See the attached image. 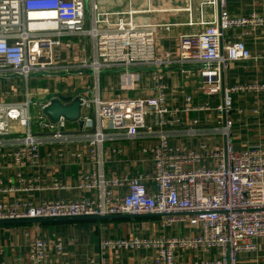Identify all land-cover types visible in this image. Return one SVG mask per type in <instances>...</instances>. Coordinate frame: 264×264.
<instances>
[{"label": "built area", "instance_id": "1", "mask_svg": "<svg viewBox=\"0 0 264 264\" xmlns=\"http://www.w3.org/2000/svg\"><path fill=\"white\" fill-rule=\"evenodd\" d=\"M129 0L126 10L103 9L100 0H0V74H18L26 79L36 74L61 70L92 71L91 89H83V130L88 141L92 169L80 188L93 191L92 198L0 202V220L76 218L110 215H165L167 224L187 221L197 229L196 235L164 238L139 237L102 241L107 249L136 250L157 248L151 264H176L178 246L204 247L221 251L214 264H253L241 254L258 250L264 240V145L238 149L232 139L233 121L225 119L221 131L226 144L219 150L195 151L171 142L167 127L175 110L165 102L163 82L156 83L157 94L146 98H104L99 75L104 70H122L134 76L140 68L173 65H201L202 88L208 95L222 93L215 106L220 113L232 109L233 95L238 92L264 94V82L249 85H226L224 72L230 63L251 59L252 53L241 34L230 32L251 25L264 26V16H233L227 0H199V19H193V0L175 11L189 13V26L201 29L180 35L179 51L158 54L157 34L167 23H153L141 18L145 13L166 11L152 6H136ZM140 1V0H138ZM207 8L213 20L205 19ZM38 14H47L40 18ZM78 35L90 40L80 63L59 66L54 48L62 37ZM133 87V82L129 83ZM191 100V97H188ZM40 108L39 127L51 132V138L69 140L64 134L68 121H51L42 111L44 105L32 99L20 103H0V143L6 135L17 134V147L10 152L19 167L37 166L41 162L43 137L33 133L31 107ZM90 110L85 114L84 110ZM210 110V106L197 110ZM194 124L198 120L193 121ZM194 133L195 129H190ZM155 134L152 174L107 178L104 173V142L124 135L134 139L140 134ZM23 134V135H22ZM154 189H150L151 186ZM125 189V190H124ZM123 190V191H121ZM63 245L56 247L61 254ZM47 242L35 237L28 241L29 264H47ZM72 264V263H65ZM126 264V263H120Z\"/></svg>", "mask_w": 264, "mask_h": 264}, {"label": "crops", "instance_id": "2", "mask_svg": "<svg viewBox=\"0 0 264 264\" xmlns=\"http://www.w3.org/2000/svg\"><path fill=\"white\" fill-rule=\"evenodd\" d=\"M228 10L233 16H264V0H227ZM135 2V1H133ZM144 1L134 4L139 5ZM153 7L165 9L145 13L141 18L153 23H167L161 26L157 34L158 54L167 51L178 53L180 35L201 29V26H189V13L175 11V7L188 6L189 0H152ZM193 19H199V0H193ZM101 6L110 11L126 10L129 0H100ZM111 6L112 8H109ZM212 10L207 8L205 19L213 20ZM230 38L241 34L249 47L252 57L248 60L230 63L224 72L226 85H249L264 82V26L252 29L251 25L230 32ZM89 50L90 40L78 35L62 37V44L54 48L55 63L59 66L78 64ZM52 72L36 74L29 79L18 74H0V103H20L27 99V92L38 105H45L46 97L52 93L69 95L78 89H91L95 77L92 71L78 73ZM201 65H173L161 68H140L132 71L134 76L122 70H104L99 75V88L104 98H146L157 94L156 83L163 82L165 102L175 110L169 115L173 121L168 127L171 142L186 146L195 151L219 150L226 144L221 131L225 119L233 121L232 139L238 149L256 148L264 145V94L238 92L233 95L232 109L220 113L215 106L222 102V93L208 95L202 88ZM133 82V87L129 83ZM87 83V84H86ZM74 88L73 91H71ZM191 97V100H188ZM210 106V110H197ZM36 119L40 108H34ZM85 114H89L90 110ZM34 115V114H33ZM198 123L194 124V120ZM33 133L43 137L41 162L37 166L17 167L9 155L16 147L17 134L6 135L0 143V202L51 200H72L92 198L95 193L80 188L84 177L92 169L89 157L88 141L84 130L76 121H68L64 134L69 140L51 138L34 123ZM195 129L190 133V129ZM23 135V134H22ZM155 134H140L134 139L122 135L104 142V173L107 178L135 176L138 173L152 174L153 154L151 149L157 144ZM150 189H154L152 185ZM125 190V189H124ZM123 191V190H121ZM189 222L167 224L166 216H139L111 218L103 220H70L42 223H19L0 225V264H29L28 241L35 237L44 239L48 244L47 264H151L157 248L136 250L107 249L101 251V243L109 239H132L139 237L164 238L196 235ZM61 243L63 251L57 253ZM176 264H214L221 251H206L204 247L178 246L175 248ZM244 262L264 264V240L259 242L258 250L241 254Z\"/></svg>", "mask_w": 264, "mask_h": 264}, {"label": "water", "instance_id": "3", "mask_svg": "<svg viewBox=\"0 0 264 264\" xmlns=\"http://www.w3.org/2000/svg\"><path fill=\"white\" fill-rule=\"evenodd\" d=\"M74 88L71 90L73 91ZM83 89H78L71 94L52 93L46 97L48 101L43 107V113L53 122L64 118L67 121H76L80 128H83L84 120L82 119V99L80 93ZM157 214L145 215H110V216H87L76 218H48V219H14V220H0V225L19 224V223H42L51 221H70V220H103L111 218H125V217H139V216H153ZM159 216V214H158ZM165 216V215H160Z\"/></svg>", "mask_w": 264, "mask_h": 264}, {"label": "rangeland", "instance_id": "4", "mask_svg": "<svg viewBox=\"0 0 264 264\" xmlns=\"http://www.w3.org/2000/svg\"><path fill=\"white\" fill-rule=\"evenodd\" d=\"M152 3V2H151ZM136 6H142V7H148V5H147V1H144V2H142V3H140L139 5H137V4H135ZM152 5H156V3L155 2H153L152 3ZM109 8H112L111 6H109ZM104 9V8H103ZM142 17H144V16H148V15H146V14H143V15H141ZM60 72H63V73H68L67 71H65V70H61ZM60 72H58V73H60ZM87 84V83H86ZM34 108H38V107H35V106H32L31 107V115H32V119H33V122L36 124V123H38V121H37V119H36V113H35V110H34ZM88 111L85 109L84 110V113H87ZM34 114V115H33Z\"/></svg>", "mask_w": 264, "mask_h": 264}, {"label": "bare ground", "instance_id": "5", "mask_svg": "<svg viewBox=\"0 0 264 264\" xmlns=\"http://www.w3.org/2000/svg\"><path fill=\"white\" fill-rule=\"evenodd\" d=\"M47 14H38V17H40V18H43V17H45Z\"/></svg>", "mask_w": 264, "mask_h": 264}]
</instances>
